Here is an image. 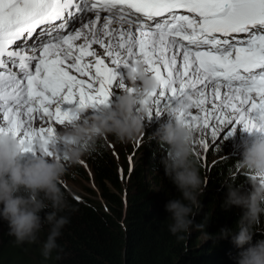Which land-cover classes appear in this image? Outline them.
<instances>
[{
	"label": "snow or ice",
	"instance_id": "obj_1",
	"mask_svg": "<svg viewBox=\"0 0 264 264\" xmlns=\"http://www.w3.org/2000/svg\"><path fill=\"white\" fill-rule=\"evenodd\" d=\"M137 55L160 81L148 118L191 96L198 111L181 115L206 150L209 130L216 142L237 125L264 132V0H0V132L26 154L37 141L59 149L57 128H34V114L63 126L75 106L98 111Z\"/></svg>",
	"mask_w": 264,
	"mask_h": 264
},
{
	"label": "clouds",
	"instance_id": "obj_2",
	"mask_svg": "<svg viewBox=\"0 0 264 264\" xmlns=\"http://www.w3.org/2000/svg\"><path fill=\"white\" fill-rule=\"evenodd\" d=\"M124 79L127 86L98 111L87 106L71 109L76 119L57 132L62 158L49 156V149H58L51 141H37L36 150L26 154L29 145L22 144L19 136L12 131L0 132V220L8 223L9 235L16 244L36 242L42 228L48 225L42 255L48 258L59 249L57 239L69 223V216L63 213L76 211L60 184L69 167L95 152L99 142L107 137L129 143L144 133L152 93L160 88V81L148 70L142 56L132 58ZM194 107L193 98L185 96L174 105L170 118L152 133L158 142L168 145L161 163L165 176L179 192L178 197L165 204L171 217L168 229L179 240L189 238L194 230L200 232L202 242L230 238L239 249L236 264H264V239L252 242L264 225V132H251L250 138L243 141L242 158L237 161L251 173V189L244 190L230 177L225 182L227 194L220 207L225 211L232 206L243 209L235 227H221L215 234L208 233L204 230L207 215L202 222L194 220L202 208L206 183L193 157V132L181 115Z\"/></svg>",
	"mask_w": 264,
	"mask_h": 264
},
{
	"label": "trees",
	"instance_id": "obj_3",
	"mask_svg": "<svg viewBox=\"0 0 264 264\" xmlns=\"http://www.w3.org/2000/svg\"><path fill=\"white\" fill-rule=\"evenodd\" d=\"M141 146L144 156L132 166L121 149L119 164L105 146L99 145L89 155L98 189L96 194L91 191V197L77 198L61 186L76 211L63 213L69 216V223L57 239L59 249L48 258L42 255L48 225L36 242L18 245L9 235L8 223L0 220V264H236L239 249L230 238L198 243L199 231L191 232L185 240L169 231L171 217L165 204L179 192L164 174L161 144L145 139ZM193 157L206 183L195 222H202L207 215L204 230L212 234L221 227H235L243 209L232 206L225 211L220 204L227 194L226 180L230 177L240 185L245 177L231 173V156L210 165L195 154ZM77 173L86 176L81 170ZM258 231H264V226ZM259 239L264 237L256 235L255 242Z\"/></svg>",
	"mask_w": 264,
	"mask_h": 264
},
{
	"label": "rangeland",
	"instance_id": "obj_4",
	"mask_svg": "<svg viewBox=\"0 0 264 264\" xmlns=\"http://www.w3.org/2000/svg\"><path fill=\"white\" fill-rule=\"evenodd\" d=\"M100 49H101L100 54L103 55L104 50L102 48ZM119 71L124 76V73L126 72V68L121 67ZM120 91L122 90L118 88L115 89L114 97L118 95ZM161 108H163L162 105H161ZM151 110L153 111V113L156 110V106L153 104V101H152ZM197 111L198 110L195 107L191 110V112L194 115L196 114ZM169 118L170 116L168 113H163L160 116H156L155 114H153L151 118H148L147 116L145 118L144 133H141L133 141L129 143H123V142L117 141L113 137H107L104 140L100 141L99 145L107 147L111 152V156L115 159V161H117L118 164H119V161L121 160L120 154H119L121 153L120 151L121 149L122 151H124V155L126 156V160L129 166H132L138 158H142L144 156V149L141 145L144 144L145 139L150 140L153 144L154 142H158L157 139L152 136V133L160 125V123L166 122ZM23 119H27V117L25 116L23 117ZM54 124H56L54 120L48 121L47 118H44L43 120H41L39 117H36L33 120V127L37 129L39 127H45V128L49 126L55 127ZM64 126L65 125L56 126L57 132L63 129ZM250 136H251V133L244 130L242 125H237L232 135H227V130L222 131L220 134V137L218 138L216 142L215 140L212 139L210 135V130H209V133L206 134L205 139L208 141H211L212 143L209 144V149L206 150L204 145L200 143L201 134L199 130L197 129L196 131L193 132V138L196 141V143L193 144V154L199 156L202 159V161L206 163L207 165L213 164L214 162L219 161L223 157L226 158L225 156L233 157L232 166L234 165V167H232L231 173L237 174V172H240V174L245 177L243 179V182L240 185L243 186L244 190H250L251 184L249 183V177L251 176V173L242 169L237 162L242 158L243 141L246 138H250ZM159 143L161 144V153L165 155L168 152V145L162 142H159ZM52 153H53L52 155L53 157L62 158V151L60 149H57L56 151H52ZM88 160H89V156H86L85 158L81 160L79 164L70 166L65 177L60 182L62 187L65 186L68 189L67 191L71 195L73 194L74 196H76L77 198L91 197L93 194L91 191L95 192V194L98 193L96 184L94 180L92 179ZM79 170H81L83 174H85L86 176L85 177L82 176L81 173L78 174L77 172ZM224 196H226V193H224ZM192 232H195V230ZM259 234L260 236L262 235V237H264V231H257L253 237V241H252L253 243L255 242V236ZM201 241L202 240L199 237L198 243Z\"/></svg>",
	"mask_w": 264,
	"mask_h": 264
},
{
	"label": "bare ground",
	"instance_id": "obj_5",
	"mask_svg": "<svg viewBox=\"0 0 264 264\" xmlns=\"http://www.w3.org/2000/svg\"><path fill=\"white\" fill-rule=\"evenodd\" d=\"M105 41L107 42L106 39H105ZM93 47H94V49H95L98 53L101 52V49H100L99 45H93ZM95 47H96V48H95ZM108 62H109V61L106 60V63H108ZM178 62H179V61H178ZM34 118H36V117H35V114H34ZM54 126L56 127L57 125L54 124Z\"/></svg>",
	"mask_w": 264,
	"mask_h": 264
}]
</instances>
